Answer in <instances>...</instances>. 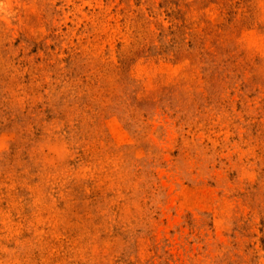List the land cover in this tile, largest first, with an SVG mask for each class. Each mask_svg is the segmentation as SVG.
Here are the masks:
<instances>
[{"label":"rangeland","instance_id":"374dc122","mask_svg":"<svg viewBox=\"0 0 264 264\" xmlns=\"http://www.w3.org/2000/svg\"><path fill=\"white\" fill-rule=\"evenodd\" d=\"M0 264H264V0H0Z\"/></svg>","mask_w":264,"mask_h":264}]
</instances>
